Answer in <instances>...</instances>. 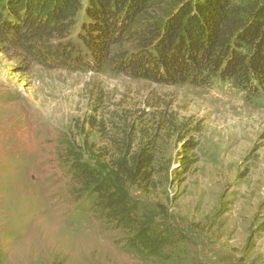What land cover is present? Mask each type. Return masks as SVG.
Instances as JSON below:
<instances>
[{
  "label": "rangeland",
  "instance_id": "rangeland-1",
  "mask_svg": "<svg viewBox=\"0 0 264 264\" xmlns=\"http://www.w3.org/2000/svg\"><path fill=\"white\" fill-rule=\"evenodd\" d=\"M81 128L153 141L160 171L131 192L176 237L160 256L82 213L63 158ZM0 264H264V91L49 69L0 37Z\"/></svg>",
  "mask_w": 264,
  "mask_h": 264
},
{
  "label": "trees",
  "instance_id": "trees-1",
  "mask_svg": "<svg viewBox=\"0 0 264 264\" xmlns=\"http://www.w3.org/2000/svg\"><path fill=\"white\" fill-rule=\"evenodd\" d=\"M0 37L49 69L110 70L169 86L219 79L264 91V0H0ZM80 131L83 144L65 140L63 158L82 213L125 230L145 256H160L176 237L131 192L160 171L153 141L135 147L125 132L96 147Z\"/></svg>",
  "mask_w": 264,
  "mask_h": 264
}]
</instances>
